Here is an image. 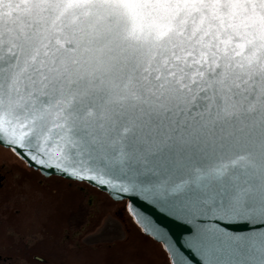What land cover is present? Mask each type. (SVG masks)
I'll use <instances>...</instances> for the list:
<instances>
[{"label":"snow or ice","instance_id":"obj_1","mask_svg":"<svg viewBox=\"0 0 264 264\" xmlns=\"http://www.w3.org/2000/svg\"><path fill=\"white\" fill-rule=\"evenodd\" d=\"M0 142L264 264V0H0Z\"/></svg>","mask_w":264,"mask_h":264},{"label":"flooded vegetation","instance_id":"obj_2","mask_svg":"<svg viewBox=\"0 0 264 264\" xmlns=\"http://www.w3.org/2000/svg\"><path fill=\"white\" fill-rule=\"evenodd\" d=\"M3 152H7V155ZM51 176L55 175H41L37 170L28 167L11 149L0 146V264H20L21 261L27 262V259H30L28 264H37V261L46 264H90L83 258L70 262L69 250L65 246L69 239L73 242L76 237L74 252L78 254L83 250L84 243L81 241L79 244V238L83 237L84 231L92 223L95 224L93 221L99 212L97 208L119 219L124 229V237L129 233L131 228L126 221L128 212L125 203L112 207V202L117 201L95 187L84 182L59 176L54 179ZM61 180L66 181L64 187L61 186L62 182H58ZM72 182L77 185L74 184L68 191ZM90 188L95 189V196L89 192ZM99 193L107 195L109 200L104 201L103 195L101 199L96 198ZM86 195L87 200H84ZM91 196L98 201L97 204L92 205ZM69 197L75 202L77 200L75 207H70ZM84 202L88 206L92 205V211L85 213L81 205ZM42 211L46 222L37 223V214ZM38 234L44 236L46 244L50 242L46 251H40L41 254L36 249ZM22 235H26L31 241L24 249L20 244ZM56 238H61V242L65 243H61L63 247L60 250L56 249ZM58 254L60 259L55 260L53 257Z\"/></svg>","mask_w":264,"mask_h":264},{"label":"rangeland","instance_id":"obj_3","mask_svg":"<svg viewBox=\"0 0 264 264\" xmlns=\"http://www.w3.org/2000/svg\"><path fill=\"white\" fill-rule=\"evenodd\" d=\"M3 153L4 155H7V152ZM51 178L55 179L56 177L51 176ZM58 182H62L63 184L61 186L63 187L66 185L65 180H61ZM74 184L77 185V183L75 182H72V184L70 183L68 191L71 190L73 186H75ZM89 192L93 196H95V189L90 188ZM102 195L104 197V201L109 200V197L104 193H99L98 197L96 198L101 199L100 197H102ZM87 197L88 196L86 195L84 200H87ZM91 201L92 205H94V203H98V201H96V199H94L92 196ZM68 202L70 204V207H75L77 200L75 202L74 199L69 197ZM80 202L81 201L79 200V203ZM121 203L124 204L125 201L121 200L115 203L112 202V207H115L117 204L119 205ZM81 205L84 207L85 213H87L88 211H92V205L88 206L85 202L84 204L81 203ZM97 209H99V212H97L96 219H94L93 221L95 224L92 223L91 226L84 231L83 237L79 238V244H81V241L82 243H84L83 250L76 254L74 252L76 250L74 245L76 237L73 238V242L71 241V239L68 240L65 248L69 250L70 262H77L78 260H82L83 258L86 262L90 264H169L160 245L145 237L144 234L141 232L140 228L135 225V223L128 214L126 221L131 229L127 236L124 237V229L119 219L114 216H110L108 214L103 213L100 208ZM43 212L44 211L37 214V223L41 221L46 222L44 220L45 216L43 215ZM50 226L52 227V224ZM22 236L24 237V239ZM22 236L20 244L21 248L24 249L25 247H28L27 245L28 243H31V241L29 240L30 238L26 235ZM36 238L37 253L41 254V252L47 250V246L49 247L48 244L50 242H47L46 244V239L44 238V236L42 237L41 234H38ZM55 243L57 247H55L56 249H62L63 246L61 245V243L64 242H61V238H56ZM53 258L55 260L60 259V256L58 254V256L56 255ZM29 260L30 259H27V262H29ZM27 262L21 261L20 264H28ZM37 264L46 263L37 261Z\"/></svg>","mask_w":264,"mask_h":264},{"label":"water","instance_id":"obj_4","mask_svg":"<svg viewBox=\"0 0 264 264\" xmlns=\"http://www.w3.org/2000/svg\"><path fill=\"white\" fill-rule=\"evenodd\" d=\"M0 146L9 148L5 146L3 142H0ZM17 156L23 160L28 167L37 170L43 176L55 175L68 180H74L65 175L57 174L54 168L45 169L39 165L32 166L25 158H22L20 155ZM80 182H84L104 192L114 201L124 200L126 210L135 225L140 228L144 235L162 245L168 257L169 264H186V260L190 261V264H201L200 256L194 250L186 246V242L190 237V226L184 222L185 218L180 214L159 204L145 202L140 199H136L130 204L129 200L120 199L117 194L102 190L88 181ZM233 230L241 232L245 231L246 228L244 225H234Z\"/></svg>","mask_w":264,"mask_h":264},{"label":"trees","instance_id":"obj_5","mask_svg":"<svg viewBox=\"0 0 264 264\" xmlns=\"http://www.w3.org/2000/svg\"><path fill=\"white\" fill-rule=\"evenodd\" d=\"M144 236L147 237V238H149L150 240H152L150 237H148V236H146V235H144ZM152 241H154V240H152ZM154 242H155V241H154ZM156 243H158V242H156ZM158 244L160 245L162 251L164 252V254H165V256H166V259L168 260V257H167V255H166V252L163 250L162 245H161L160 243H158ZM168 262H169V260H168Z\"/></svg>","mask_w":264,"mask_h":264}]
</instances>
